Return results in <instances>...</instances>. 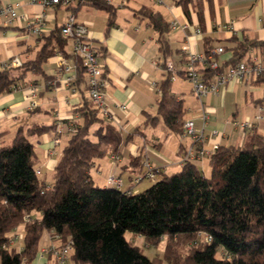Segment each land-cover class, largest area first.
<instances>
[{"label": "trees", "instance_id": "16d2710c", "mask_svg": "<svg viewBox=\"0 0 264 264\" xmlns=\"http://www.w3.org/2000/svg\"><path fill=\"white\" fill-rule=\"evenodd\" d=\"M179 2L185 6L188 0ZM83 4L108 12L112 24L114 8L106 0H84ZM137 13L158 33L165 57L162 37L168 31L167 21L148 7ZM231 40L226 62L217 69H200L206 78L244 60L252 47L264 52V41ZM68 41L56 27L40 37L33 58L0 69L1 95L28 87L29 75H43V64L60 53L75 63L72 86L83 85L87 93L77 109L80 122L72 123L74 131L69 133L49 186L36 174V155L28 136L56 131L55 124L18 127L12 144L0 146V264H31L44 231L57 235L61 243L71 239L68 264H160V259H150L127 240L125 231L143 236L149 244L166 237L163 257L167 264H264V134L251 132L242 146H218L208 156V176L194 161L186 160L177 172L162 175L139 192L99 187L89 172L94 160L118 155L131 135L123 137L100 115L88 95L84 66L65 50ZM170 86V76L159 85L158 115L171 131L181 133L182 101ZM148 119L152 125L159 121L157 116L148 115ZM94 124L98 126L91 133ZM139 161L140 157L134 158L138 172L142 170ZM26 214L30 219L24 222ZM21 224L22 248H6L9 233ZM201 234L209 239H200ZM188 242L185 253L177 251L176 243Z\"/></svg>", "mask_w": 264, "mask_h": 264}, {"label": "crops", "instance_id": "0c3cea01", "mask_svg": "<svg viewBox=\"0 0 264 264\" xmlns=\"http://www.w3.org/2000/svg\"><path fill=\"white\" fill-rule=\"evenodd\" d=\"M31 1L0 0V7L6 3L17 5L18 14L11 23L0 22V69L3 63L11 60L22 63L33 58L40 47V38L25 30L26 18L41 10ZM106 1L114 8L110 25L108 12L83 3L47 9L48 32L60 27L70 11L77 23L88 27L90 42L98 49V62L106 79L103 89L106 115L99 113L123 137L131 135L115 158L109 154L94 160L89 172L95 185L111 187L106 177L114 174L122 180L121 190L139 191L135 186L140 182H133L139 173L134 166L136 157H140L141 164L146 157L159 177L181 168V154L193 145V141L190 136L171 131L158 115L159 85L167 76H170L171 92L182 101L183 121L193 119L195 128L203 127V146L211 152L214 145L242 146L251 132L264 134V80H233L218 92L198 98L184 75L185 55L182 52L186 45L197 54L222 46L224 51L214 56L218 65H222L231 56L228 50L232 45L231 38L264 41V0H188L185 6L179 0ZM141 7L158 11L168 23V31L162 37L167 47L165 57L160 50L158 33L146 17L137 13ZM172 21H176L174 26L170 25ZM183 25L186 28L183 29ZM65 50L70 52L71 41L67 42ZM260 51L252 47L247 55ZM60 58L72 60L57 53L43 64V75H29L28 87L0 95V146L13 139L18 127L55 124L56 128L63 129L60 135L50 130L28 136L34 146L37 176L46 186L53 180L55 164L71 132L69 128L72 123L80 122L77 109L87 97L83 85L74 87L66 83L67 73L58 65ZM167 60L174 64L172 73L165 69ZM198 67L206 68L205 62H199ZM30 86L36 88L35 106H31ZM260 107L263 108L262 118L256 119ZM203 110L208 113L205 123L201 119ZM148 115L158 117L156 125L150 123ZM245 121L249 126L241 129L237 124ZM97 126L92 125L90 132ZM57 136L59 143L54 144ZM209 160L210 157L194 160L206 176L211 171ZM31 216L38 217L39 214L32 213ZM17 228L23 234V225ZM44 232L31 264L53 262L52 256L41 249L58 244L60 240L55 239L51 231ZM22 245L21 239L13 246L18 248Z\"/></svg>", "mask_w": 264, "mask_h": 264}, {"label": "built area", "instance_id": "2783aa9c", "mask_svg": "<svg viewBox=\"0 0 264 264\" xmlns=\"http://www.w3.org/2000/svg\"><path fill=\"white\" fill-rule=\"evenodd\" d=\"M84 0H32L31 2L35 5H39L41 10L34 14L31 18H26L27 22L25 24V30L28 34L40 38L44 34L48 33L49 29L47 27V9L62 5L64 7H70L73 4H82ZM160 1V0H159ZM17 5L6 3L0 7V22L8 24L13 20L18 18L16 13ZM176 21L170 23L171 26H174ZM182 28H186V25H183ZM229 28L233 30L232 25H229ZM196 32L199 33V29H196ZM60 33L62 37L71 41V54L74 57H78L84 66L85 79L88 86V95L92 103L97 107L99 112L103 115H106V106H105V95L103 89L106 85V79L103 77V71L98 62L99 52L92 45L89 38L88 27L85 24L77 23L75 21V16L72 11L68 12L64 22L60 26ZM224 51L223 47H217L215 50L208 53H194L186 45L183 47L182 52L185 55L184 63V75L191 83L192 92L198 98L204 96L208 93H216L220 88L225 86L228 82L237 80V81H249L257 80L259 78L264 80V52H252L247 55V57L238 62L235 65L228 66L220 71H217L212 77L206 78L204 73H202L198 67L199 62H205L206 68L208 69H217L218 62L214 60L216 54H220ZM21 62L18 60H11L5 62L1 65V69H5L9 66H19ZM59 66L67 73L65 81L67 84H71L75 77V63L73 60H67L60 58L58 63ZM165 69L172 73L175 71L174 64L171 60L165 61ZM29 95L32 99L31 106L36 104V88L35 86H30ZM263 108L260 107V113L256 116V119H261ZM208 118V113L203 110L201 113V119L203 123ZM236 124V123H235ZM237 125L241 129L249 126V122H240ZM71 132L74 129L69 128ZM56 134L60 135L63 132L61 127L56 128ZM216 133V131H213ZM182 135H187L192 138L193 145L188 146L183 153L181 154L182 163L186 160H200L205 157L210 156L216 149L217 146L214 145V150L211 152L203 146V127L197 129L195 128L194 120L187 119L183 122L182 125ZM59 143V137L54 138V144ZM112 158H115V155L111 154ZM39 171L36 170V174ZM157 175V170L150 164L148 159L145 157L142 161V170L134 177L133 182L139 183L143 178L152 179ZM107 182L109 185L119 188L122 185V180L118 176L109 175L107 177ZM129 192V191H127ZM30 219L29 215H24L23 221H28ZM200 235V234H199ZM204 235V239L208 240L209 235ZM55 239H59L57 235H52ZM23 234L18 233L15 229L9 233L8 241L6 243V248H15L20 250L21 247H14V243L21 241ZM44 253H48L52 256V264H68L70 261V256L72 253V242L68 238L65 243H58L54 245H49L41 249Z\"/></svg>", "mask_w": 264, "mask_h": 264}, {"label": "rangeland", "instance_id": "374dc122", "mask_svg": "<svg viewBox=\"0 0 264 264\" xmlns=\"http://www.w3.org/2000/svg\"><path fill=\"white\" fill-rule=\"evenodd\" d=\"M12 140L13 139H11L10 141L7 142V144L6 143L5 144L6 145H11L12 144ZM61 148L62 147L60 146V148L58 150V153L61 150ZM104 157H102V158H104ZM110 163L113 165V161L112 160H110ZM112 175H114V174H112ZM108 176L109 175H107V177ZM114 176H117V175H114ZM157 180H159V176L158 175L155 178H152V179L143 178L140 181V183L137 186H135V189L141 191L144 188H146V187L150 186L151 184L155 183ZM139 191H136V192H139ZM15 230L18 233L22 234V231H18V228H16ZM124 236H125V238L127 240H129L133 244H135L138 247H140V249L143 251V253L146 256H148L150 259L158 258V259H160V261H159L160 264H167L166 260L163 257L164 251H165V248H166V241H167L166 237L160 238L159 241H157L155 244H149V243H147L145 241L143 236L133 234L130 231H125ZM204 237H205L204 235H201L200 239H203ZM190 243L191 242H188L187 243L188 245H182L180 243H176L175 245L177 247V251H179L181 253H185V251H186L187 247H189Z\"/></svg>", "mask_w": 264, "mask_h": 264}]
</instances>
